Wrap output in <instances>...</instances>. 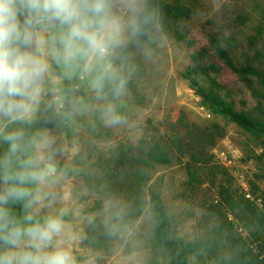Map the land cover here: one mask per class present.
Returning <instances> with one entry per match:
<instances>
[{"label": "rangeland", "instance_id": "374dc122", "mask_svg": "<svg viewBox=\"0 0 264 264\" xmlns=\"http://www.w3.org/2000/svg\"><path fill=\"white\" fill-rule=\"evenodd\" d=\"M149 1L192 14L170 12L163 27L157 6L150 41L124 54L119 108L110 93L96 99L86 73L61 81L64 106L47 109L67 113L70 123L42 132L54 141L58 167L75 172L40 214L67 210L65 247L76 264H169V252L155 245L151 188L165 204L172 238L188 245L189 264H245L246 246L264 244V137L214 114L182 73L200 65L199 84L214 81L235 112L264 120V0ZM211 37L228 40L235 63L253 73L232 71ZM106 103L120 110L119 123L102 118ZM158 148L164 157L155 156ZM98 237L103 246L91 245Z\"/></svg>", "mask_w": 264, "mask_h": 264}, {"label": "clouds", "instance_id": "9594fccd", "mask_svg": "<svg viewBox=\"0 0 264 264\" xmlns=\"http://www.w3.org/2000/svg\"><path fill=\"white\" fill-rule=\"evenodd\" d=\"M150 19L146 0H0V139L8 144L0 157V264H76L65 247L67 210L40 214L65 178L53 139L5 128L33 124L42 105L59 112L58 85L81 72L96 99L121 96L124 54L147 35ZM100 112L106 123L120 122L113 103ZM10 202L22 204V216Z\"/></svg>", "mask_w": 264, "mask_h": 264}, {"label": "trees", "instance_id": "16d2710c", "mask_svg": "<svg viewBox=\"0 0 264 264\" xmlns=\"http://www.w3.org/2000/svg\"><path fill=\"white\" fill-rule=\"evenodd\" d=\"M157 6L161 11L160 22L163 27L166 23L165 17L170 14V12L179 16H188L189 14H192L191 10L184 7H173L166 4L165 2L157 3L156 1H149L147 3V9L151 18L150 24L148 26L147 35L141 38L140 43L150 41L149 30ZM210 44L215 52L225 61L227 66L232 71L240 75L253 73L252 69L239 67L235 63L229 52L224 47L225 45L229 44L228 40H221L216 37H211ZM129 50L130 48H127L125 53H128ZM204 74H206V70L197 64L193 67H188L185 72L182 73V77L196 89L197 94L203 98L205 104L214 114L228 117L245 132L250 133L255 137H264V120L259 121L249 118L244 114L235 112L234 109L220 96L217 91L218 86L214 81H211L208 87H204L199 84L197 79ZM78 77H74V79H77ZM116 104L119 108L121 101L118 97L116 98ZM116 111L120 116V110L117 109ZM64 121L70 123L67 113L58 115L49 111L44 105H42L41 110L37 113L35 122L33 124H10L9 131L23 129L26 133V136H30L37 131H43L47 128H57ZM181 122L184 127L192 129L191 126H188L185 120H182ZM7 151L8 147L3 142H0V157H3ZM154 154L156 157H164V154L160 148H158ZM63 171L65 175L70 176L74 175L75 172L71 169H64ZM149 200L156 220L155 245L169 252L171 258L169 264H189L188 245L182 240L172 238L171 221L159 192L149 188ZM131 201L133 206L130 210L133 211V213L137 212L140 208V201L137 197L133 198ZM7 207L11 209L14 215L18 217L23 215L24 210L21 203L10 202ZM90 243H92L91 245L94 246H103V240H101L100 237ZM245 264H264V244L259 245L258 251L246 246Z\"/></svg>", "mask_w": 264, "mask_h": 264}, {"label": "built area", "instance_id": "2783aa9c", "mask_svg": "<svg viewBox=\"0 0 264 264\" xmlns=\"http://www.w3.org/2000/svg\"><path fill=\"white\" fill-rule=\"evenodd\" d=\"M246 197L249 198V199H252V196H251V194L249 192L246 194Z\"/></svg>", "mask_w": 264, "mask_h": 264}]
</instances>
